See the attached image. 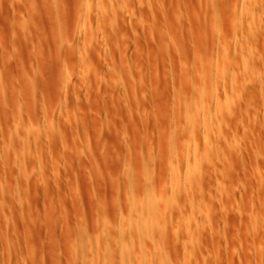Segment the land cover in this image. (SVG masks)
<instances>
[{
  "label": "rangeland",
  "instance_id": "1",
  "mask_svg": "<svg viewBox=\"0 0 264 264\" xmlns=\"http://www.w3.org/2000/svg\"><path fill=\"white\" fill-rule=\"evenodd\" d=\"M0 264H264V0H0Z\"/></svg>",
  "mask_w": 264,
  "mask_h": 264
},
{
  "label": "bare ground",
  "instance_id": "2",
  "mask_svg": "<svg viewBox=\"0 0 264 264\" xmlns=\"http://www.w3.org/2000/svg\"><path fill=\"white\" fill-rule=\"evenodd\" d=\"M224 52V51H223ZM224 55V54H223ZM223 55H221L222 57H224ZM225 59H226V57H224ZM224 60V59H223ZM221 65V64H220ZM218 68H220V67H218ZM220 70H221V68H220ZM203 75H204V73H202ZM203 75H202V77H203ZM207 76V74L206 75H204V77H206ZM207 78V77H206ZM204 80H205V78H203ZM187 113L189 112V111H186ZM191 112V111H190ZM188 115H190V114H188ZM196 116V115H195ZM193 118H194V116H193ZM196 118V117H195ZM195 118L193 119L194 121H196L195 120ZM188 120H189V118H188ZM190 120H192V119H190ZM189 120V121H190ZM191 124H192V122H190ZM188 126H191V125H189V124H187ZM193 125V124H192ZM173 138H174V135L172 136ZM173 141V140H172ZM173 143V142H172ZM171 146H173V145H171Z\"/></svg>",
  "mask_w": 264,
  "mask_h": 264
}]
</instances>
